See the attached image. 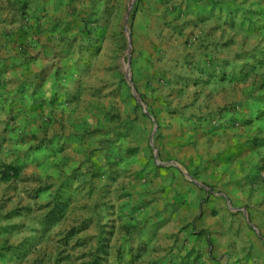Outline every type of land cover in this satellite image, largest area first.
<instances>
[{
  "label": "rangeland",
  "instance_id": "1",
  "mask_svg": "<svg viewBox=\"0 0 264 264\" xmlns=\"http://www.w3.org/2000/svg\"><path fill=\"white\" fill-rule=\"evenodd\" d=\"M241 1L21 2L24 60L0 65V139L18 151L0 166H24L0 181V224L20 213L0 248L35 233L0 264H215L189 248L195 220L172 223L179 186L166 183L219 158L251 181L264 172V2ZM60 201V220L39 228Z\"/></svg>",
  "mask_w": 264,
  "mask_h": 264
},
{
  "label": "crops",
  "instance_id": "2",
  "mask_svg": "<svg viewBox=\"0 0 264 264\" xmlns=\"http://www.w3.org/2000/svg\"><path fill=\"white\" fill-rule=\"evenodd\" d=\"M24 1L38 2L39 5L43 1L55 3L58 0H0V65L13 66V61L20 63L24 60V55L15 54L16 50L24 47L20 46V41H25L27 21L24 18L30 19V15L27 16L30 8L20 5ZM246 1L248 4L250 1L264 2H241ZM54 9H50V15H53ZM16 73L13 67H7L2 79L10 80ZM3 90L4 88H0V118H3L5 111ZM10 147L12 152L18 151L17 144H9L8 141L3 142V139H0V157L6 148ZM14 155L10 154V157H16ZM200 163L195 179L183 178L178 174L168 178L167 187L179 186L177 191L167 197L170 199L169 204H176L173 208H168L169 217L173 218L172 223L186 225L196 221V231L201 235V239L197 246L195 239L189 238V248L205 251V257L213 258L209 262L264 264V172L252 180L255 181L252 184L247 176V168H244L247 164L241 166L238 160L219 158L212 162ZM187 164L192 166L190 160H187ZM156 200L154 199L153 203ZM2 219L4 221L0 225L4 233L13 234L12 229L16 228L18 220H10L4 216ZM31 233L35 232L24 234L14 246Z\"/></svg>",
  "mask_w": 264,
  "mask_h": 264
},
{
  "label": "trees",
  "instance_id": "3",
  "mask_svg": "<svg viewBox=\"0 0 264 264\" xmlns=\"http://www.w3.org/2000/svg\"><path fill=\"white\" fill-rule=\"evenodd\" d=\"M255 141L259 143V145H264V137L257 138ZM31 149L32 148L28 149V151H31ZM135 150L136 148L131 149L130 151L133 152ZM23 166H24L23 164H18V163H3L0 166V180L2 182H7L10 181L11 179H18L21 175V170ZM60 191H64L63 187L60 189ZM63 207H64V203L60 201L55 205L54 208H52L44 215V217L41 219L40 222L44 230L49 229L53 224L57 223L60 220V218L62 217ZM18 213H19L18 210H13L7 214H4V217L10 218ZM3 250H9L16 257L23 258L29 251L28 240H23L14 247L0 248V253H2Z\"/></svg>",
  "mask_w": 264,
  "mask_h": 264
}]
</instances>
